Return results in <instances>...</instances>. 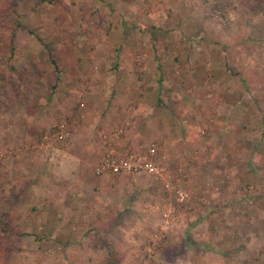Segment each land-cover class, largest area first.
<instances>
[{"label":"rangeland","instance_id":"374dc122","mask_svg":"<svg viewBox=\"0 0 264 264\" xmlns=\"http://www.w3.org/2000/svg\"><path fill=\"white\" fill-rule=\"evenodd\" d=\"M27 3L29 9L24 7ZM263 9L264 0H0V70L6 73L5 81L0 80V153L4 155L0 156V180L10 181L11 158L24 159L21 154H42V150L54 147L49 181L56 178L74 185L80 180L96 184L102 177L93 174L100 138L129 114L130 123L119 143L134 148L156 143L167 171V187L158 176L146 173L110 175L104 181L135 186L129 195L119 191L127 205L114 197L112 208L110 204L101 207L104 212L137 216L143 221L138 224L142 233L135 237L141 239L135 254L137 263L151 264L155 258L156 264H264V155L251 158L250 127L239 129V135L231 128L226 138L213 131L217 147L212 151L221 144L220 150L206 151L204 140L212 135V126L204 123L210 118L212 122L215 112L204 108L205 100L201 104L199 95L186 92L176 103L185 111L171 114L178 126L180 115L187 118L200 144L190 145L182 154L191 155L176 162L170 142L160 144L154 134L160 125L147 122L146 138L129 140L130 127L138 120L135 108L139 94H122L121 108L106 113L105 123L94 125L98 113L94 105L101 101L94 90L100 92L103 85H110V80H105L110 70L126 72L131 56L133 68L138 70L143 64L138 55L148 49L149 42L153 44V38L172 41L180 33L176 28L187 30L195 24L210 28L204 31L207 36L227 40L232 31L222 35V28L264 22ZM12 30L15 52L9 58ZM9 63L17 68L15 72H10ZM106 92H112L110 96L115 93L114 89ZM169 98L174 103L177 100ZM195 107L200 110L193 111ZM163 113L161 132L165 133L171 126L163 120ZM231 114L239 118L235 111ZM251 117L243 111L244 125H249ZM27 118L38 123L32 125L34 121L29 119L28 124ZM55 127L68 130L67 144L48 140L40 145V137ZM63 154H75L79 159ZM211 154H221V158L214 159ZM253 160L258 169L253 168ZM71 169L76 174H69ZM176 188L185 193L183 200L178 199ZM112 193L111 189L107 192ZM122 225L128 231L135 227L133 222ZM25 261L19 259L18 264H27Z\"/></svg>","mask_w":264,"mask_h":264},{"label":"crops","instance_id":"0c3cea01","mask_svg":"<svg viewBox=\"0 0 264 264\" xmlns=\"http://www.w3.org/2000/svg\"><path fill=\"white\" fill-rule=\"evenodd\" d=\"M24 7L29 9L28 3ZM258 22L221 27L222 35L232 31L231 38L227 40L207 36L204 31L210 28L193 24L187 30L176 28L180 32L178 39L169 41L155 37L151 41L153 44L147 41L148 49L142 46L143 53L138 55L143 62L138 70L133 68L131 56L126 72L110 70L112 72L105 79L107 82L110 80V85H103L100 92L94 90V95L99 94L101 100L94 105V112H98L94 115V125L105 123L102 119H105L106 113L121 108L122 94H139L135 108L138 125L134 121L133 127H130L129 140L138 142L141 137L146 138L147 122L160 125V131L154 134L160 144L170 142L171 157L177 162L191 155L182 154L186 148L200 144L196 142V134L187 118L180 115L178 126L174 122V114H171V111H185L176 103L187 92L191 96L199 95L201 104L205 100L204 108L215 112L214 123L211 118L204 123L212 126L211 134L217 131L218 136L226 138L231 128L236 129L239 135V129L242 131L250 127L251 158L259 154L263 157L264 22ZM217 29L220 30L219 27ZM259 31L262 32L254 33ZM164 80L168 84H163ZM109 87L115 91L113 96H110ZM106 90L110 93L107 94ZM105 94L106 101H103ZM169 96L177 98L176 102ZM188 101L191 102V99ZM194 110L200 109L195 107ZM234 111L239 115L238 119L231 114ZM243 111L251 113L249 125L246 122L244 125L242 121ZM163 112H166L163 120L171 126L165 133L161 132ZM29 119L34 121L32 125L38 123L35 118H27L28 124ZM28 124L26 127L31 126ZM169 135L170 140L167 141ZM213 140V134L209 135L204 140L203 149L213 153L219 151L221 144L216 151H212L217 147ZM41 153L21 154L24 159L20 160L11 158L13 165L8 169L10 181L3 183L0 177V264H18L19 259L27 260V264H138L135 254L140 249L141 239L135 237L142 233L138 224L143 221L137 216L124 217L112 211L104 212L101 207L110 204L112 208V203L116 201L114 197H119L118 203L122 201L123 205L125 202L127 205L128 201L123 200L124 195L119 191L129 195L135 188L134 184L104 183L110 175H99L102 177L97 179L96 184L80 180L74 185L73 182H59L56 178L55 182L49 181L54 147ZM0 156L4 157L1 153ZM63 156L79 159L75 154ZM211 156L221 158V154ZM254 160L252 166L258 169ZM73 172L74 169H71L69 174H76ZM110 189L113 193L107 194ZM125 198L127 200L128 196ZM125 222H133L135 227L128 231L122 225ZM10 259L13 261L9 262ZM150 263L156 264V259L153 258Z\"/></svg>","mask_w":264,"mask_h":264},{"label":"built area","instance_id":"2783aa9c","mask_svg":"<svg viewBox=\"0 0 264 264\" xmlns=\"http://www.w3.org/2000/svg\"><path fill=\"white\" fill-rule=\"evenodd\" d=\"M130 115L112 128L104 132L100 138L99 157L94 165L93 173L95 175H136L140 173L153 174L158 176L164 186L167 187V171L164 167L161 155L159 154L156 143H150L147 146L134 148L132 146H123L119 143L124 133V128L130 123ZM69 139V132L65 128L55 127L51 132L44 133L40 137L39 144L50 140L52 143L65 146ZM175 193L179 200L185 198V193L176 188Z\"/></svg>","mask_w":264,"mask_h":264},{"label":"trees","instance_id":"16d2710c","mask_svg":"<svg viewBox=\"0 0 264 264\" xmlns=\"http://www.w3.org/2000/svg\"><path fill=\"white\" fill-rule=\"evenodd\" d=\"M10 14V13H9ZM9 14H7V16L9 15ZM10 16V15H9ZM15 18V17H14ZM13 17L11 18V20H12V22L16 25V26H18L19 24L17 23V21L14 19ZM18 28H20V29H24V27H18ZM28 32H30L31 33V30H28ZM13 35H14V32H13V30L9 33V38H8V40H9V56H7V57H11L12 55H13V53L15 52V49H14V47H13V42H12V39H13ZM7 67H8V69L10 70V72L12 73V72H15L16 70H17V68L14 66V64H12V63H9V64H7ZM5 79H6V73L3 71V70H0V80H2V81H5Z\"/></svg>","mask_w":264,"mask_h":264}]
</instances>
